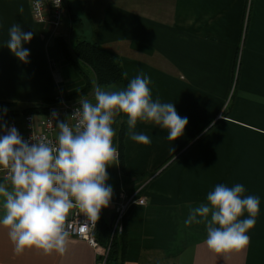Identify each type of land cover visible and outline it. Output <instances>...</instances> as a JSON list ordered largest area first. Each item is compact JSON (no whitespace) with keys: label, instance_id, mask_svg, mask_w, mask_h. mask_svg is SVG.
I'll list each match as a JSON object with an SVG mask.
<instances>
[{"label":"crops","instance_id":"obj_1","mask_svg":"<svg viewBox=\"0 0 264 264\" xmlns=\"http://www.w3.org/2000/svg\"><path fill=\"white\" fill-rule=\"evenodd\" d=\"M66 8L60 34L49 38L45 25L33 18L29 0H0V99L36 105L80 89L84 80L62 57L58 41L80 37L117 53L129 81L140 73L148 76L153 98L173 103L188 119L175 141L168 139L167 129L138 122L135 131L151 139L145 145L131 139L126 116L116 117L115 131L120 122L125 130L129 170L161 167L145 181V204L125 217L124 264H264V0H66ZM72 12L83 19L80 33L71 32ZM13 24L33 34L30 42H22L30 52L28 63L6 47ZM207 124L200 138L161 166ZM107 173L111 198L138 184L117 164ZM237 183L246 195L259 197L260 211L245 248L217 253L205 242V224L185 226L184 221L217 184ZM94 260L93 249L72 237L63 253L35 247L18 253L8 230L0 227V264Z\"/></svg>","mask_w":264,"mask_h":264},{"label":"clouds","instance_id":"obj_2","mask_svg":"<svg viewBox=\"0 0 264 264\" xmlns=\"http://www.w3.org/2000/svg\"><path fill=\"white\" fill-rule=\"evenodd\" d=\"M9 37L6 47L28 63L30 52L22 42H30L32 32L13 24ZM150 82L143 73L121 89L93 81V96L79 98L71 116L74 123L57 122L55 143L47 139L30 143L14 126L0 125L5 132L0 136V170L5 173L0 181V227L8 230L16 252L35 247L45 253H63L73 209L98 221L113 194L106 181L107 169L119 160L113 128L117 116L127 117L131 139L139 144H150L151 139L135 131L138 122L167 129L172 141L183 135L188 119L178 114L173 103L154 99ZM245 192L239 183L217 184L207 193L206 203L190 210L185 226L205 224V242L214 252L245 248L260 211L259 197Z\"/></svg>","mask_w":264,"mask_h":264},{"label":"trees","instance_id":"obj_3","mask_svg":"<svg viewBox=\"0 0 264 264\" xmlns=\"http://www.w3.org/2000/svg\"><path fill=\"white\" fill-rule=\"evenodd\" d=\"M69 23L72 33L81 30L84 24L82 17L74 12L69 14ZM58 41L62 57L75 68L84 80V84L80 89L70 94L63 95V98L74 100L80 97H86L93 89V81L105 87L120 84L122 88H126L129 79L124 76L125 72L121 64V59L117 53L103 47L96 41L80 37L67 40L61 36L58 38ZM55 102L56 97L52 96L45 99V101L40 104L20 106L14 101L0 99V119L20 118L24 114L33 112L46 113L48 107ZM120 116L118 117L120 118ZM116 122H118V119H116ZM209 126L210 125L207 124L201 127L199 131H197L185 144L180 146L161 166L166 164L172 157L184 149L188 143L192 144L200 138L205 131H207ZM124 132L123 123L120 122L117 126L116 137L114 138V144L118 147L119 152L117 165L124 176L133 177L134 180L138 182L139 186L142 183L141 181L152 179L161 167L153 172L144 173H135L129 170L125 163ZM136 187L137 185L128 192L133 191ZM144 190L145 187L143 186L139 193L144 194ZM132 208H134V206ZM96 237L100 244L109 246L106 264H124L128 245L126 223H124V227L120 233H112L109 223L104 215L101 214L97 223Z\"/></svg>","mask_w":264,"mask_h":264},{"label":"built area","instance_id":"obj_4","mask_svg":"<svg viewBox=\"0 0 264 264\" xmlns=\"http://www.w3.org/2000/svg\"><path fill=\"white\" fill-rule=\"evenodd\" d=\"M29 4L33 18L45 25L49 32V38L60 33V27L66 13V0H29ZM78 100L57 97L56 102L48 107L46 113L33 112L24 114L20 118L0 119V125H6L8 128L14 126L21 137L30 143L41 139H47L55 143L59 131L56 127L57 122L74 123L71 116L74 114L75 109L79 107ZM54 113L56 114L55 118ZM4 134L3 128H0V136ZM0 175L4 176L5 173L0 170ZM143 186L144 184H141L131 192L121 190L117 196L111 198L106 208H102L99 216L102 214L109 218L108 223L112 233L122 231L125 217L133 206L145 204L146 197L144 194L139 193ZM106 209H109L108 213H106ZM111 215H113V218L110 221ZM97 223L98 221H90L78 209H73L69 214L66 228L69 237L82 240L93 249L95 253L94 264H106L109 246H104L97 240Z\"/></svg>","mask_w":264,"mask_h":264},{"label":"rangeland","instance_id":"obj_5","mask_svg":"<svg viewBox=\"0 0 264 264\" xmlns=\"http://www.w3.org/2000/svg\"><path fill=\"white\" fill-rule=\"evenodd\" d=\"M127 4H128V3H127ZM66 14H67V8H66ZM77 32L80 33L79 30H77ZM59 34H60V33H58L57 35H55V37H58ZM55 37H54V38H55ZM236 67H237V62H236ZM235 72H236V70H235ZM118 85H119V84H114V85H112V86H114V88H116V89H121V87H119ZM92 90H93V89H92ZM92 90H91V92H93ZM225 105H226V103H224V106H225ZM224 106H223V107H224ZM218 116H219V115H218ZM189 145H190V144H189ZM147 180H149V179H147ZM111 181H112V179H111L110 177H109L108 180L106 181L107 184H108L109 186L112 185V182H111ZM141 184H144V187H145L146 182L144 181V182H142ZM141 184H140V185H141ZM135 185H137V187H138V184H135ZM108 211H109V209H106V213H108Z\"/></svg>","mask_w":264,"mask_h":264},{"label":"water","instance_id":"obj_6","mask_svg":"<svg viewBox=\"0 0 264 264\" xmlns=\"http://www.w3.org/2000/svg\"><path fill=\"white\" fill-rule=\"evenodd\" d=\"M112 218H113V215L110 216V221L112 220Z\"/></svg>","mask_w":264,"mask_h":264}]
</instances>
